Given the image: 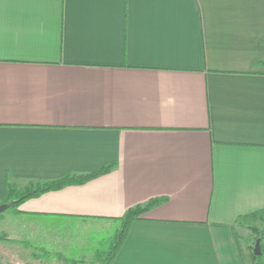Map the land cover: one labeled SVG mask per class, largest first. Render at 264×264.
<instances>
[{
	"label": "crops",
	"instance_id": "0c3cea01",
	"mask_svg": "<svg viewBox=\"0 0 264 264\" xmlns=\"http://www.w3.org/2000/svg\"><path fill=\"white\" fill-rule=\"evenodd\" d=\"M262 61L264 0H0V205L9 179L114 165L1 212L0 234L68 249L162 197L111 264H242L236 225L264 211Z\"/></svg>",
	"mask_w": 264,
	"mask_h": 264
},
{
	"label": "rangeland",
	"instance_id": "374dc122",
	"mask_svg": "<svg viewBox=\"0 0 264 264\" xmlns=\"http://www.w3.org/2000/svg\"><path fill=\"white\" fill-rule=\"evenodd\" d=\"M12 210L10 207L4 209L2 211L3 216L5 218L12 217L10 215ZM260 213L244 219L243 222L239 221L236 225L235 235L237 236V243L244 253V264H257L256 260L248 257V253H252L253 251L256 234L262 236L261 243L264 247V211ZM51 228H59L63 232H72L74 235L79 233L80 230L82 232L84 230L80 225ZM118 229L119 226L116 225V227L111 226L107 231L108 233L87 237L81 235L84 241L88 239V243H72L68 249L58 248L56 245H52V243L43 244L45 251H49L50 253L33 249L36 246L32 242H30V247H26L19 241L0 238V264H100L99 261L95 260L96 254L101 253L105 257L110 245L114 241V235ZM66 236L64 238L73 239V235L70 233ZM262 259L264 264V255Z\"/></svg>",
	"mask_w": 264,
	"mask_h": 264
},
{
	"label": "trees",
	"instance_id": "16d2710c",
	"mask_svg": "<svg viewBox=\"0 0 264 264\" xmlns=\"http://www.w3.org/2000/svg\"><path fill=\"white\" fill-rule=\"evenodd\" d=\"M261 64H264V61L261 62ZM114 165H106L103 166L91 173L85 174V175H67L61 179H57V180H52V181H47V182H43V183H33V182H29L24 188H18L16 186V183L12 180L9 179L8 181V195L6 197V199L3 201V203H8L9 207L13 209L14 212H17V207L18 205L28 199V198H33L36 196H39L40 194L47 192V191H51V190H57L59 188H62L65 185H70V184H81L84 183L90 179H93L95 177H98L102 174H105L107 172H109L112 167ZM164 200V198H153V199H149L145 204H138L135 205L133 207H130L129 209H127L125 211V213L118 218L119 220V229L117 230V232L114 235V241L113 243L110 245L109 250L107 251V254L105 255V257L103 256V254L101 253H97L95 256V260L99 261L100 264H111L112 261L114 260L117 252L119 251V249L121 248L127 234L128 231L130 229L131 223L136 220L139 219L143 213H145L148 209H150L151 207H153L155 204H158L160 202H162ZM261 211L255 213V214H261ZM1 239H5V240H10L8 239L6 236H3L1 234L0 236ZM259 238L260 239V250H261V254L258 256H255L252 253L249 252L248 253V257H250L252 260H256L257 264H263V255H264V247L262 245V236H258L256 234L255 240ZM234 239H235V243H236V247H237V252H238V257L241 261L242 264L243 263V250L239 247L238 243H237V236L234 235Z\"/></svg>",
	"mask_w": 264,
	"mask_h": 264
},
{
	"label": "water",
	"instance_id": "95a60500",
	"mask_svg": "<svg viewBox=\"0 0 264 264\" xmlns=\"http://www.w3.org/2000/svg\"><path fill=\"white\" fill-rule=\"evenodd\" d=\"M6 208H8V204H1L0 205V212H2ZM253 254L256 256L261 254L260 240L259 239H256V241H255L254 248H253Z\"/></svg>",
	"mask_w": 264,
	"mask_h": 264
}]
</instances>
